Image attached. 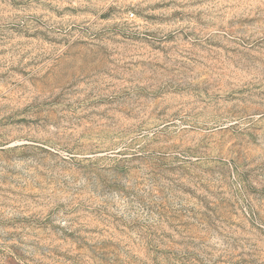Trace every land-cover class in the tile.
Instances as JSON below:
<instances>
[{
    "label": "rangeland",
    "instance_id": "1",
    "mask_svg": "<svg viewBox=\"0 0 264 264\" xmlns=\"http://www.w3.org/2000/svg\"><path fill=\"white\" fill-rule=\"evenodd\" d=\"M0 264H264V0H0Z\"/></svg>",
    "mask_w": 264,
    "mask_h": 264
}]
</instances>
